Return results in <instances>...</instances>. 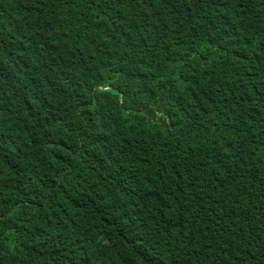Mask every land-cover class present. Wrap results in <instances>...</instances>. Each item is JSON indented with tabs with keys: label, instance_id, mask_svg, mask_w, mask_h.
Returning a JSON list of instances; mask_svg holds the SVG:
<instances>
[{
	"label": "trees",
	"instance_id": "16d2710c",
	"mask_svg": "<svg viewBox=\"0 0 264 264\" xmlns=\"http://www.w3.org/2000/svg\"><path fill=\"white\" fill-rule=\"evenodd\" d=\"M0 264H264V0H0Z\"/></svg>",
	"mask_w": 264,
	"mask_h": 264
}]
</instances>
